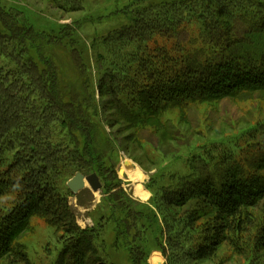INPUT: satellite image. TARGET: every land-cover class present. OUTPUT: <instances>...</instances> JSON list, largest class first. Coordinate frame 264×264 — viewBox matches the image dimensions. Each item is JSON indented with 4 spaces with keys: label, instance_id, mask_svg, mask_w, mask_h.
<instances>
[{
    "label": "rangeland",
    "instance_id": "1",
    "mask_svg": "<svg viewBox=\"0 0 264 264\" xmlns=\"http://www.w3.org/2000/svg\"><path fill=\"white\" fill-rule=\"evenodd\" d=\"M164 1L0 0V6L20 13L36 31L58 40L65 38L61 45L48 48V56L55 60L68 85L76 83L71 88L82 85V92L90 97L85 109L97 127L93 130L96 140L106 150L100 162L86 159L81 168L74 153L80 151L71 144L69 130L54 121L53 135L66 140L72 152L63 153L67 159L55 187L67 199L72 222L82 233L74 231L66 220L33 215L12 244L23 249L32 264H76L78 256L73 255L79 249L66 251L80 234L86 235L93 247L86 255L88 264H264V245L258 242L264 223V200L249 210L251 229L235 236V244L225 242L215 257L201 262L191 261L186 253L203 238L212 214L189 227L185 215L196 207H205L204 200L194 198L183 206L168 202V197L179 199L187 191H197L192 184L198 178H218V170H224L230 161L240 168L250 166L247 162L255 159L264 146V90H242L236 97L171 105L158 116L145 113L150 119L148 124L128 123L118 114L110 96L113 94L109 89L115 87L122 101L141 113L137 92L154 85L163 75L151 66L158 56L157 42L176 60L181 55L200 54L198 51L206 47L205 24L199 15L184 25L196 44L183 48L170 35L157 36L153 31L158 28L149 32L140 25ZM138 33L142 34L135 36ZM147 33L153 38L140 39ZM260 40L263 37L234 51L254 58ZM14 68L12 59L0 51V71ZM103 81V93L108 92V96L100 92ZM224 82L231 83L230 79ZM14 154L9 146L0 152L1 176ZM99 167L103 169L101 190L94 192L88 185L75 195L68 189L67 183L77 170L90 175ZM124 168H136L143 178L134 181ZM23 198L12 183L0 195L1 225ZM12 257L5 256L0 264H17Z\"/></svg>",
    "mask_w": 264,
    "mask_h": 264
},
{
    "label": "trees",
    "instance_id": "2",
    "mask_svg": "<svg viewBox=\"0 0 264 264\" xmlns=\"http://www.w3.org/2000/svg\"><path fill=\"white\" fill-rule=\"evenodd\" d=\"M158 7L149 18L144 17L147 22L140 24L144 29L151 32L158 28L153 31L157 36L176 38L180 48L193 46L196 42L190 40L184 25L199 15L205 24L207 36L203 43L206 47L198 51L200 54L181 55L176 60L157 42L158 56L151 66L163 75L154 85L137 92L141 113L129 108L111 86L109 93L113 94L110 96L114 98L116 110L128 123L148 124L150 119L145 118V113L149 117L158 116L171 105L236 97L242 90H264V40H260L254 58L234 51L236 47L255 43L258 37L264 39V0L257 3L249 0H166ZM19 14L0 6V51L15 65L12 71H0V152L6 146L15 151L9 168L0 175V195L6 193L12 183L20 196H24L13 213L4 217L0 224V259L12 254L11 259L17 264H32L23 249L12 246L30 217L50 215L66 220L74 231H80L72 222L67 199L55 187L57 176L62 173V163L67 159L63 153L72 152L66 140L53 135L54 121L69 130L71 144L80 151L74 153L81 168L86 159L100 162L106 150L96 140L97 133L93 134V130L97 127L90 122L85 109L90 97L84 95L81 84L79 88H71L70 85L76 83L68 85L55 60L48 56V48L61 45L65 38L58 40L36 31ZM139 34L142 33L135 36ZM153 36L147 33L140 39ZM226 79L231 83L224 85ZM104 82L100 85L102 93ZM199 84L203 86L201 89ZM262 148L255 159L247 162L249 167L240 168L235 161H230L224 170H218V178H198L192 184L197 186V191H187L182 197L178 196L179 199L168 197V202L176 206H183L194 198L204 200L205 207H196L185 215L184 222L189 227L212 214L205 235L186 253L191 261L212 259L222 244H235V236L253 227L249 210L264 200V146ZM99 168L90 173L100 178L103 169ZM260 230L258 242L264 245V223ZM75 239L66 252L79 249L77 255H73L78 256L76 264H88L86 255L93 251L88 237L80 234Z\"/></svg>",
    "mask_w": 264,
    "mask_h": 264
},
{
    "label": "water",
    "instance_id": "3",
    "mask_svg": "<svg viewBox=\"0 0 264 264\" xmlns=\"http://www.w3.org/2000/svg\"><path fill=\"white\" fill-rule=\"evenodd\" d=\"M90 186L94 192L101 190L102 183L99 176L96 173L90 175H84L81 172H78L72 179L67 183L69 190L77 195L80 191Z\"/></svg>",
    "mask_w": 264,
    "mask_h": 264
},
{
    "label": "bare ground",
    "instance_id": "4",
    "mask_svg": "<svg viewBox=\"0 0 264 264\" xmlns=\"http://www.w3.org/2000/svg\"><path fill=\"white\" fill-rule=\"evenodd\" d=\"M124 170L129 174V176H131V178L136 181V182H139L143 176L141 174L140 171H138L136 168L135 169H132V170H128V169H125ZM124 171V172H125ZM137 189L139 190L140 189V186H137ZM139 193V192H138Z\"/></svg>",
    "mask_w": 264,
    "mask_h": 264
}]
</instances>
